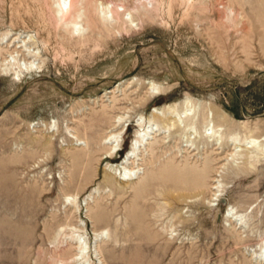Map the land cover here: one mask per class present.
Here are the masks:
<instances>
[{
  "label": "rangeland",
  "instance_id": "rangeland-1",
  "mask_svg": "<svg viewBox=\"0 0 264 264\" xmlns=\"http://www.w3.org/2000/svg\"><path fill=\"white\" fill-rule=\"evenodd\" d=\"M249 138L264 0H0V264H264Z\"/></svg>",
  "mask_w": 264,
  "mask_h": 264
},
{
  "label": "bare ground",
  "instance_id": "bare-ground-1",
  "mask_svg": "<svg viewBox=\"0 0 264 264\" xmlns=\"http://www.w3.org/2000/svg\"><path fill=\"white\" fill-rule=\"evenodd\" d=\"M73 2H74V0H69L68 1V6H66V9H64V7L62 6V4H61V0H57V4H58V6H59V10H70L71 8H72V6H73ZM131 15V14H130ZM74 22V24L76 23V21H73ZM74 24H73V26L71 27L72 28V30L75 32L76 30V27L74 26ZM159 93V92H158ZM172 108V107H171ZM170 107H167L166 108V112H165V117H166V115H167V113H171V112H173L172 111V109H171ZM225 117V116H224ZM194 118V116L192 115V116H190L188 119H193ZM205 118V117H204ZM170 119V118H169ZM249 120V119H248ZM170 121V120H169ZM236 122V121H235ZM238 122L239 123H246L247 122V120L246 119H242V120H238ZM171 123V122H170ZM169 122H167V123H163V126H164V130H162L163 128H160V127H158L157 125H156V127H153V125H155V122H151L150 124H148V125H146L147 123H142V124H140L141 126H142V129H140V128H138L137 129V131L135 132V134H134V136H133V138L131 139V141H130V146H129V148L127 149V151H126V157H127V159H126V161H122L121 163H113L114 164V173H115V175H117L120 179H131V177H132V173L133 172H135L136 173V165H134V162H133V164H131L130 165V161H134V159L136 158V155H139V153H138V151H137V149H140L141 148V145L142 144H146V141L145 140H148L149 138H150V136H149V134H151V133H156V132H158V133H161V132H165V130H166V128H168V127H170L169 126V124H170ZM229 123V122H228ZM241 124V125H242ZM123 126H124V124H123ZM162 127V126H161ZM168 130V129H167ZM211 132H213V131H211ZM208 134V133H207ZM213 135H214V132L212 133ZM219 138H221V137H219ZM218 137L216 138V139H219ZM233 138V137H232ZM233 140V139H232ZM219 141V140H218ZM231 141V140H230ZM233 141H235V140H233ZM246 140H244L243 142H245ZM241 142V141H240ZM215 143H217V142H215ZM226 143V142H225ZM242 143V142H241ZM248 145H246L247 144V142H246V144H245V148L246 149H248V151L249 152H252V154H254L253 155V157L254 158H258V156H260L259 154H261V153H264V139H258V140H256V139H250L249 138V141H248ZM227 144V143H226ZM243 144V143H242ZM241 145V144H240ZM243 146H244V144H243ZM234 148V147H233ZM232 148V149H233ZM243 149H244V147H243ZM140 151V150H139ZM248 152V153H249ZM112 154H113V151H109L108 152V155L109 156H112ZM251 154V153H250ZM172 158H173V156H172ZM198 165V164H197ZM199 166V165H198ZM197 166V167H198ZM200 167V166H199ZM187 168H188V166H187ZM202 168V167H201ZM125 171H124V170ZM117 170H119V173H117ZM122 171H124L125 172V177L124 176H122V174H123V172ZM195 174L196 175H198L199 174V171L196 169V171H195ZM184 177H186V175L184 176ZM104 237V236H103ZM263 245V244H262ZM264 246V245H263ZM79 247H80V250H82L83 248H84V246L81 244V245H79ZM75 250V249H74ZM80 252V251H79ZM79 252H77L76 254H78ZM76 258V257H75Z\"/></svg>",
  "mask_w": 264,
  "mask_h": 264
}]
</instances>
